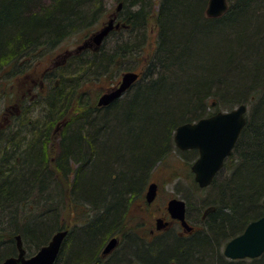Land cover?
Segmentation results:
<instances>
[{
    "label": "trees",
    "instance_id": "trees-1",
    "mask_svg": "<svg viewBox=\"0 0 264 264\" xmlns=\"http://www.w3.org/2000/svg\"><path fill=\"white\" fill-rule=\"evenodd\" d=\"M35 1L41 0H0V66H10L15 74L26 58L93 29L103 12L96 7L101 0H50L33 11ZM121 2L119 14L126 26L110 32L117 35L115 54L102 48L90 53L87 78L112 79L110 66H116L118 74L128 69L129 57H138L152 43L154 23L156 45L145 71L125 97L108 107L93 105L79 118L80 114L65 118L55 160H49L45 148L55 137L56 121L70 108L59 106L67 98L62 85L42 97L45 108L27 121V134L7 140L0 136V253L16 246L18 233L25 244L44 245L52 228L59 227V208L69 184L70 203L103 206L111 221L129 192L139 187L143 170L164 161L176 148L179 124L245 103L247 124L210 185L216 186L214 198L204 200L214 211L200 220V229L191 238L173 236L174 242L159 245L158 262L171 258L177 264H264V253L232 260L222 250L264 214V0H229L228 10L218 17L205 15L208 0ZM124 30L141 39L130 46ZM82 54L67 64L76 67ZM10 67L6 77L12 73ZM121 111L131 117L123 119ZM191 151L198 155L196 149ZM71 172L73 183L63 187ZM35 204L39 210H34Z\"/></svg>",
    "mask_w": 264,
    "mask_h": 264
},
{
    "label": "flooded vegetation",
    "instance_id": "flooded-vegetation-1",
    "mask_svg": "<svg viewBox=\"0 0 264 264\" xmlns=\"http://www.w3.org/2000/svg\"><path fill=\"white\" fill-rule=\"evenodd\" d=\"M76 47L74 50L66 49L60 55V60L50 55L46 59L47 63L41 69H39V63H35L33 72L30 74V76L33 75L35 77L31 82L17 74L15 75L17 81L16 83H11L10 88H7L4 84L0 85V136L3 140H7L8 137H18L22 117H27V112L25 111L28 110L26 108L34 105L32 103L33 100L38 101V97L42 99V97L50 93V89L53 87L50 78L59 74V71L64 68L72 57L79 56L83 52L77 50ZM92 50L88 49V51ZM8 67L10 66H5L4 64L0 66L1 79L7 78L5 70ZM17 72L19 73L20 69ZM22 86H24V90L26 88L28 94L24 92L21 95ZM14 87L16 90H14ZM34 91L36 92L34 93ZM110 104L99 107L106 108ZM29 110H32V108ZM192 164L189 168H191L190 171L192 172L191 182H194L196 179ZM152 171H157V175L161 172V177H164V180L176 181V176L172 177L173 171L176 172V170L169 167L165 168L161 161L153 166ZM149 172L150 167L147 166L142 172L139 187L129 192L125 197L120 214L111 221V217L105 215L108 214V210L105 207L102 208L103 206L91 203L75 205L69 201L66 209L67 215L63 216L64 220L60 228V230H66V235L53 264H177L175 260L167 263L152 262L150 254L151 244L157 245L159 240L166 237L167 234H171L178 239L191 238L200 229V220L206 219L208 214L214 211L215 207L207 206L198 215L197 223H195L190 219L189 205L186 200V220L193 227L192 230H187L181 220L172 218L168 208L170 199L178 198V196L168 197L162 201L163 203L159 202L158 197L161 195L162 184L157 175L149 178ZM167 173L171 175L165 176ZM151 183L157 184V194L152 201H149L146 193ZM112 214L114 212L110 210V216ZM102 220L110 222L102 228L101 226H96V224H101ZM55 233L56 231L51 234L45 244L52 240ZM42 246L35 245L33 252H30L24 245V256L26 258L31 257ZM1 247L2 245L0 244ZM19 254L20 251L17 249L16 244L14 251L11 249V251L0 253V264L6 258L11 256L18 257Z\"/></svg>",
    "mask_w": 264,
    "mask_h": 264
},
{
    "label": "water",
    "instance_id": "water-1",
    "mask_svg": "<svg viewBox=\"0 0 264 264\" xmlns=\"http://www.w3.org/2000/svg\"><path fill=\"white\" fill-rule=\"evenodd\" d=\"M122 7L119 3L117 13ZM229 8V0H209L207 13L210 17H217ZM120 28V22L115 23L112 15L103 26L87 38L78 49L93 46L98 50L105 37L114 29ZM138 72H125L121 84L102 94L98 105L105 106L123 96L138 80ZM247 105L239 104L231 110H219L210 116L200 118L194 122H184L176 127L174 140L181 150H198V157L192 164L195 179L201 187L211 184L214 177L224 166L247 124ZM157 194V184L151 183L147 198L152 201ZM173 218L181 220L187 230H192L186 220V202L174 197L168 203ZM66 230L57 232L52 240L43 245L40 250L29 258L24 256L25 249L21 235L16 236L20 254L18 257L6 258L2 264H53L63 243ZM264 253V214L251 221L244 231L227 242L224 254L231 259L257 258Z\"/></svg>",
    "mask_w": 264,
    "mask_h": 264
},
{
    "label": "rangeland",
    "instance_id": "rangeland-1",
    "mask_svg": "<svg viewBox=\"0 0 264 264\" xmlns=\"http://www.w3.org/2000/svg\"><path fill=\"white\" fill-rule=\"evenodd\" d=\"M41 1H40V3L38 1H35L31 4V8H33L32 9L33 11H38L39 9H42L44 6H47L50 4L49 3L50 0H41ZM119 3H121V0H101V2L96 4V7L101 6V9L103 10L102 16L100 18V21L95 24L93 29H91L85 33L80 32V33H77L75 35H72V36L64 39L58 45L50 47V50L47 49L48 51L46 50L44 52H41L39 55L37 54L34 57L31 56L30 59L26 58L25 61L33 63L32 66H27V64L24 67L20 66V72L19 73L17 72V74L21 75L23 79H27L28 81L31 82V80L35 77L33 75L30 76V74H32V72H33L32 70H33V66L35 65V63L36 64L39 63V69H41L42 67H44L45 63H47L46 59L48 57H50V55L53 56L55 59L60 60V58H61L60 55L66 49L75 48L76 46L82 44L83 41H85L88 37L93 35L94 32H96L98 29H100L103 26V23L108 20V15L110 13L116 11V7L118 6ZM155 7H158V3H155ZM120 11H121V9H120ZM205 11H206V9H205ZM119 12H118V14H119ZM124 13H125V10H124ZM150 26L153 29L152 34H151L152 43L151 44L148 43L147 45H145L144 50L141 51V53L138 55V57H136V58L135 57H129L127 64H125V68L136 69L138 72L145 71L146 65L148 64L147 58H149L148 56L151 54V49H153L156 45V40H155V37L157 35L156 34V25L153 23ZM123 33L128 36V38H127V36L125 35L124 40L128 39V41L130 42V46H132L134 44V41L136 39L137 40L141 39V38L136 37L134 34H132L131 32H129L127 30H124ZM103 42H104V44H103ZM103 42H102L103 46L101 44L102 47L100 46V48H102L104 50L106 49L108 52H110L112 50V48L117 46V35H116V33L109 34ZM69 66H71L70 63H68L64 67V69L68 68ZM110 68L113 69L112 79L109 78L108 76H106V77L103 76L100 80H94V81H91V80L88 81L87 79H83L84 83L82 84V88H85L87 90L90 87L89 95L91 94L92 100L96 99V98L98 99V96H100V94L108 91L111 87H113V85H115L118 82V80H120L121 73L123 71L121 70L120 71L121 73L119 72V74H118L115 72L116 66H110ZM10 71L12 73L8 74L6 79H1V75H0V85L4 84V86H6L7 88H10L11 85L13 83H16V81H17L15 79V77H16L15 75H17V74L13 73L12 68L10 69ZM81 76H82V78H84L85 76L87 77L88 74H86V72H85V73L81 74ZM3 80H5L4 83H2ZM5 84H7V85H5ZM16 87H18V86H16ZM23 87L24 86H22V88H21V95L24 92H25V94H28L26 88L24 90ZM14 90H16L15 87H14ZM8 91H10V90H8ZM35 92L36 91H34V93ZM126 95H127V92L124 93L121 98L125 97ZM209 101H210V98H209ZM211 102H212V99H211ZM24 103H26V102H24ZM32 103H34L33 106L26 108L28 110V111H25V112H27V117H24V116L22 117L21 131H20L21 134L18 135L17 138H19V136H21L23 134H27L25 132V130H28L27 129L28 128L27 127V125H28L27 121L33 116L34 117H36V116L38 117V115L40 116L43 112V109L45 108V101L43 98L41 99L40 97H38V101L33 100ZM73 104H75V105L71 106L69 108L68 114L65 117L63 116V118L58 119L56 121L55 126L53 127V132H54L53 134L55 137H53V138L51 137V142H49V144L47 145V148H45V149H47V152H48L47 154L49 156V160L50 159L55 160L56 156L60 153V147L58 145L60 143L61 135H60L59 130L62 127V123L65 121L64 119L66 118L67 120H69L70 116H76V115L80 114L79 116H76L79 118L81 115H83L84 112H86L88 110V107H93V104H91V105L86 104L84 106V104L79 103L78 102V96H77V98L74 99ZM96 105L97 104L95 102L94 106H96ZM2 108H3V106H2ZM30 108H32V110H29ZM211 109L213 110L214 108L211 107ZM208 110H210V108H208ZM219 110H228V109L227 108H220ZM216 111L217 110H214L213 112H216ZM248 111H249V107L247 109V114H248ZM121 112H123L122 113L123 119H124V117L125 118L131 117L128 115V112H126V111H121ZM0 130H1V128H0ZM115 133H117V131H115ZM34 136L35 135H33V134L31 135V137H34ZM197 157H198V155L196 153H193V151H191V150H183L182 151V150H178L177 148H175L172 150L171 153H169L166 156L164 161L163 160L161 161V164H163L165 168H167L168 166L177 165L176 168H174L176 170V172L173 171V176H172V177H175L178 174L177 173L178 171L180 172L183 170V172H184V169L187 168L188 166H190L197 159ZM157 173H158L157 171H152V177H155L157 175ZM71 174H72V172L70 173V175H68L69 180H67V183L61 181V184H62V182L64 183L62 185L63 187H66L67 184L70 182L73 183V181H72L73 174L72 175ZM167 175L169 176L171 174L167 173L165 176H167ZM157 176L160 179L161 184H162L161 195L158 197V201L162 202L163 200H166L168 197H174V196H178L180 198H185L188 201V205H189L190 219L193 222L197 223L198 215L201 214L203 212V210L205 209V207L207 206L204 202L205 198H210V200L214 198L213 195L216 192L215 191L216 186H209L208 188H201V187L199 188L198 185L197 186L194 185L193 188H196L195 190H196L198 196L196 198H192V196L189 195L191 198H188L186 193H187V189L190 187H189V184L186 181H184L183 178L181 179V181H180V179H176V181H174V180L173 181H167V180H164V177L163 178L161 177V172ZM69 186H70V184H69ZM68 187L66 190V192H67V196L65 199L66 201H64L60 205V208H59V210L61 209V211H60L61 213H60V217H59V223H58L59 226H60V224H62L64 217L67 215L66 209H67V206L69 204V194H68L69 189H68ZM61 189H62V187H61ZM33 208H34V210H39V208L36 209L37 208L36 204H35V207H33ZM56 225H57V223H56ZM6 226H10V222H8L6 224ZM11 226H12V224H11ZM166 237L169 238L170 242H172L174 239L173 235H171V234H167ZM6 239H7V237L3 238L2 241L6 240ZM34 246H35V244L34 245L25 244V247L30 252H33ZM224 246L222 247V250H224ZM14 248L15 247L12 248L13 251H14Z\"/></svg>",
    "mask_w": 264,
    "mask_h": 264
},
{
    "label": "bare ground",
    "instance_id": "bare-ground-1",
    "mask_svg": "<svg viewBox=\"0 0 264 264\" xmlns=\"http://www.w3.org/2000/svg\"><path fill=\"white\" fill-rule=\"evenodd\" d=\"M207 6H208V3H207ZM117 7H116V11H117ZM121 9H122V7H121ZM115 12L110 13L108 15V19L113 15L114 18H115V23H117V21H118V22H120V27H125L126 26V23L123 22L120 14H118V12L117 13H115ZM205 15H207L208 17H210L208 15V13H207V7H206ZM83 43H84V41L82 42V44ZM76 48L79 51H83V52H81V54L84 53V54H82V58H81L80 62L77 63V66H76L77 68L76 67H73V65L72 66H69L62 73L57 74V75H54L53 77L50 78V81H51V85L52 86L58 87L59 85H62V86H64V91L67 93V98L65 100V103L63 105H59V106L62 107V109H66V108H69L71 106H74L75 104H73V102H74V99L76 98V96H78V102L79 103H82L84 105H86V104H89V105L93 104L94 105V103L96 102L97 106H100V105H98V101H99L100 97L102 96V94H104L105 92H103L102 94H100V96H98V99L96 98V99H93L92 100L91 94L89 95V93H90V87L88 86L89 88L86 90L85 88H82V84L84 83V80L83 79H87L88 81H90V80L91 81H94V80H92L90 78H87L86 76L84 78H82V76H81V74L85 73L86 70H87V68H88L86 66L87 64L85 65V62H87L89 59H86V58L90 55V53H92L93 51H98L99 49L98 50H94L93 46H86V47L81 48V49H78V47H76ZM88 49H93V50L92 51H88ZM71 50H74V48H71ZM115 51H116V48L114 47L110 51V54H115ZM24 62H26V61L24 60ZM26 64H27V66H32L33 63H30V62L27 61ZM122 71H123L122 73L120 72L121 73L120 80H118V82L115 85H113V87H111L108 91H110L111 89H114V88L118 87L121 84L122 79H123V74L125 72H129V71L138 72L136 69H124ZM139 77H141V73L139 74ZM116 100H114L113 102H115ZM238 105H236V106H238ZM236 106H234L233 108H235ZM233 108H231V109H233ZM231 109H228V110H231ZM247 109H248V105H247ZM57 112H58V109L55 108L54 109V114H56ZM68 112H69V109H68ZM152 168L153 167H151L150 172H149V178H152ZM190 170H191V168L187 167V168L184 169V172H183V170L180 171L176 175V179H180V181H181V179L183 178L184 181H186L189 184V187H190V188L187 189V193H186L187 197L188 198H191L190 196H192V198H196L198 195H197V192L195 190L196 188H193V186L194 185L195 186L198 185L199 188L201 186L199 185V183L197 182V180L196 181L194 180V182H191L192 172ZM149 187H150V185L148 186V190H149ZM148 190H147V192H148ZM178 198H180V197H178ZM180 199H183L186 202V199L185 198H180ZM37 214H38L37 212H33V216H35ZM60 228H61L60 226L59 227L58 226L57 227L56 226L53 227L52 230L50 231L49 237L51 236V234L54 231H56V233L59 232V231H61ZM18 234H15L16 244H17L16 236ZM49 237H48V240H49ZM21 238H22L23 246H24L25 243H24V240H23L22 235H21ZM167 242L168 243H172V242L169 241V238L164 237L161 240H159V242H158L157 245L156 244H151L150 249H152V247H155L156 246L155 249L153 248V250H154V251H152L153 253L151 252V254L153 255V257H151V261L152 262H158V260L160 259L158 256H160V252H161V250L158 249V247H159V245L160 246L161 245H163V246L168 245ZM17 249H19L18 244H17ZM172 260H174V259H171V258L168 259V261H172Z\"/></svg>",
    "mask_w": 264,
    "mask_h": 264
}]
</instances>
